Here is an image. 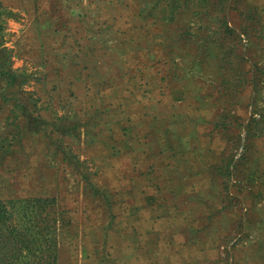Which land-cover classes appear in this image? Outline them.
Segmentation results:
<instances>
[{
    "label": "rangeland",
    "instance_id": "obj_1",
    "mask_svg": "<svg viewBox=\"0 0 264 264\" xmlns=\"http://www.w3.org/2000/svg\"><path fill=\"white\" fill-rule=\"evenodd\" d=\"M101 1L116 5L84 33L40 28L54 0H0V264L11 228L27 264H264V0ZM137 14L160 68L137 51L121 90L119 63L97 62L118 37L100 31ZM89 46L85 83L72 52ZM161 77L185 117L153 106Z\"/></svg>",
    "mask_w": 264,
    "mask_h": 264
},
{
    "label": "crops",
    "instance_id": "obj_2",
    "mask_svg": "<svg viewBox=\"0 0 264 264\" xmlns=\"http://www.w3.org/2000/svg\"><path fill=\"white\" fill-rule=\"evenodd\" d=\"M54 1L57 4L55 2L54 3L52 2V3L54 5L55 4L58 5L56 11L50 10L51 8H49V11H46V12L40 11L38 14L35 15V16L40 17L39 18L40 24H41L39 25L40 28H43V29L53 28V26L51 25V22L52 21L59 22L60 19H62L63 21H67V22L72 21L76 29V30L74 29V31L80 32L79 30H83V31H86L84 33H87L88 30H92L90 29V25L93 22H95V20L100 19V17H102L103 21H106V19H104V17L102 16V14L101 15L94 14L93 8L100 9L101 7H105V8L110 9L111 6L116 5V4H113V2L112 3H110L109 1L100 2V0H54ZM126 15L128 14L126 13ZM138 19L140 20V23ZM125 20H127L128 22L127 28H121V29L116 28L114 30L110 26L112 25L113 19L107 20L108 22H102L104 25L100 32L104 36L106 35L111 36L114 34L118 37V40H116L114 43L110 42L109 45L106 47V50L104 49L102 52H100V56L97 59L98 63H104L106 61H113V62L119 63L120 70H119L118 75L122 80L120 82L121 90H126L125 85H127L129 82L128 67L132 61H135L136 59H138L135 56V53L137 51L138 52L146 51L149 57L151 58L155 57L156 70L160 68L159 64L161 62L158 59V54L153 49H151L152 45L151 47L147 49V44H145V42L148 40L147 37H150V36L153 37V36L150 35L149 30L145 27V25L142 24L143 19L141 18V16H139L138 14L130 15L129 17H126ZM56 32H59V31L58 30L56 31V29H53V33H51L50 35H54ZM41 36L48 37V31L42 32ZM85 47L83 48L79 47L76 50H74L72 53L76 52L77 58L79 57L80 60H82L80 62V64H82V67L88 68V70L86 71H84L86 68H82L78 76L80 80H83V82L86 83L90 79L95 78L98 75L92 71V69L95 68L94 58H96L95 52L93 51L94 48L92 46H89L87 48ZM53 50H56L54 45L52 46L49 45L45 48L46 53H50V51L53 52ZM131 57H134V58H131ZM77 58H74L73 60L75 61ZM159 74L160 73L156 71L155 76ZM104 77L112 78L111 74H109L108 76H104ZM161 78L163 79V77ZM161 78H159V80L156 79L157 84L159 85L160 88L157 87L158 91L156 93H153V96H155L154 99L156 100L155 103H153V106L159 109L163 106V104L166 105V107L170 105L169 106L170 112H171L170 116H172V118L174 117L176 118L177 116L179 118L180 115L185 117L186 114H183V113H186V112L182 110L180 111V108L184 105H188L191 99L188 97V95L183 90L177 91V89H174L170 83V80L168 82V80L165 79V77L163 80ZM157 84H155V86ZM169 84L171 86H169ZM87 85H90V84L87 83ZM155 86H153V89ZM158 114H161V113L158 112ZM157 193H159V190L156 191V194ZM158 196L164 197V195H161V193H159ZM152 200H154L153 197H152ZM160 203H166V199L162 198V202L160 201ZM150 206H152L151 207L152 209L156 208V207L154 208V205H150ZM165 207H166L165 204L161 205L160 207L157 206L159 210L162 209L166 211ZM141 224H143V226ZM136 226L138 228V229L135 228L136 233L140 235L144 234L146 236L145 229L146 230L149 229V225L147 226V224L142 223L141 220H137ZM140 227L142 228L143 232L142 231L140 232ZM144 254L143 252L136 253V260L144 261ZM154 255H157L158 257L157 261H162L164 264H170V261L172 259L171 256L170 257L168 256L169 254L161 255L160 253V254H154ZM175 258L176 257H174V259ZM155 261L156 260H154V262Z\"/></svg>",
    "mask_w": 264,
    "mask_h": 264
},
{
    "label": "trees",
    "instance_id": "obj_3",
    "mask_svg": "<svg viewBox=\"0 0 264 264\" xmlns=\"http://www.w3.org/2000/svg\"><path fill=\"white\" fill-rule=\"evenodd\" d=\"M6 213H7L6 209L0 203V222L2 220H6L7 218ZM43 219H46V221H48L47 217L44 218L43 216ZM11 234L13 235V238L16 240L13 242L12 254H10L9 257L12 258V260L14 261V264H27L25 257L27 255V252H30V249L27 246L29 241H27L26 239L27 238L26 234L25 233L21 234V231L18 232V230H16L15 228H11ZM6 253H10V251H5V254ZM134 258H136V254Z\"/></svg>",
    "mask_w": 264,
    "mask_h": 264
}]
</instances>
